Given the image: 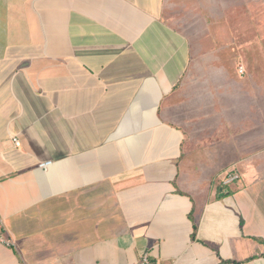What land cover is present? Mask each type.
Masks as SVG:
<instances>
[{
	"label": "crops",
	"instance_id": "1",
	"mask_svg": "<svg viewBox=\"0 0 264 264\" xmlns=\"http://www.w3.org/2000/svg\"><path fill=\"white\" fill-rule=\"evenodd\" d=\"M0 216V264H264V0H0Z\"/></svg>",
	"mask_w": 264,
	"mask_h": 264
},
{
	"label": "built area",
	"instance_id": "2",
	"mask_svg": "<svg viewBox=\"0 0 264 264\" xmlns=\"http://www.w3.org/2000/svg\"><path fill=\"white\" fill-rule=\"evenodd\" d=\"M239 72L243 73V67L242 65L239 66ZM13 143L15 144V146H19L20 142L18 140L17 137H13L12 138ZM50 163V161H44L39 163L40 167H46L48 164ZM239 176L237 173H228L225 177V179L223 180V184L224 185H228L230 184L232 181H234L235 179H237ZM0 243L6 245V246H10L13 245V238L12 236L8 233L7 228L5 226V221L3 219V217L0 216ZM137 264H158L155 261L151 260L148 253H143L141 258L139 259V261L137 262Z\"/></svg>",
	"mask_w": 264,
	"mask_h": 264
},
{
	"label": "rangeland",
	"instance_id": "3",
	"mask_svg": "<svg viewBox=\"0 0 264 264\" xmlns=\"http://www.w3.org/2000/svg\"><path fill=\"white\" fill-rule=\"evenodd\" d=\"M235 31L238 32L237 30H235ZM236 34L241 35V34H243V33L238 32V33H236ZM255 34L258 35V31H257V29H255ZM239 66H240V65H239ZM242 67H243V66H242ZM238 69H239V67H238ZM243 72H244V67H243Z\"/></svg>",
	"mask_w": 264,
	"mask_h": 264
}]
</instances>
